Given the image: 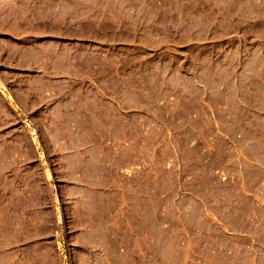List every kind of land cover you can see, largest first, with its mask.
Returning <instances> with one entry per match:
<instances>
[{
	"label": "rangeland",
	"instance_id": "1",
	"mask_svg": "<svg viewBox=\"0 0 264 264\" xmlns=\"http://www.w3.org/2000/svg\"><path fill=\"white\" fill-rule=\"evenodd\" d=\"M98 1L97 13L106 17V24L112 19L114 25L126 6L139 7L144 24L102 29L105 37L112 31L114 39L144 41L107 49L121 54L113 58L114 69L134 72V81L144 88L110 93L125 106L137 99L144 104V115H139L143 123L112 125L118 134L114 163L129 176L118 175L123 184L112 189V203H104L105 197L96 202L91 194L86 202L69 199L61 185L59 159L47 153L57 150L53 137L70 134L66 129L74 125L25 121L1 97L0 264H264V204L252 203L233 182L217 180L215 169L229 166L232 150L210 137L192 142L186 115L197 93H178L173 86L162 91L176 78L171 73L178 67L196 69L204 77L216 67L219 54L228 67L240 62L235 55L253 46L244 41L264 37V0ZM229 34L242 42L217 40ZM263 79L264 73L254 82ZM159 100L167 106L157 115L168 118L171 111L184 123H153ZM229 126L232 133H264L263 124ZM109 147L102 141L103 150ZM202 152L206 162L200 160ZM162 168L171 173L154 179V171ZM107 210L118 217L116 238L112 247H91L100 231L92 214Z\"/></svg>",
	"mask_w": 264,
	"mask_h": 264
},
{
	"label": "crops",
	"instance_id": "2",
	"mask_svg": "<svg viewBox=\"0 0 264 264\" xmlns=\"http://www.w3.org/2000/svg\"><path fill=\"white\" fill-rule=\"evenodd\" d=\"M100 7L98 0H0V98L25 121L74 125L73 130L66 129L70 134L53 137L57 150L47 154L59 159L61 185L66 187L69 199L78 197L86 202L91 194L96 202L105 197L107 204L112 203V189L123 184L118 175L129 176L126 168L114 163L113 145L118 134H113L112 125L118 121L140 124L143 120L139 115H144V104L138 99L126 106L113 101L110 93L140 92L144 88L134 81V72L123 74L114 69L113 58L121 54L107 49L114 44L144 41L114 39L112 31L105 37L102 29L126 25L139 28L144 24L137 6H126L114 25L112 19L106 24V17L97 13ZM228 38L242 42L232 34L217 40ZM244 42L253 46L235 55L240 62L228 67L219 54L216 67L204 77L196 69L178 67L171 73L176 78L162 91L182 93L191 89L197 93L186 115L192 142L210 137L220 141L226 151L232 150V156L226 159L229 166L215 169L217 180L233 182L248 193L252 203L264 204V133H232L229 126L264 125V79L254 82L264 73V37H250ZM126 76L129 81L124 80ZM247 93L253 98H246ZM166 106L161 100L154 105L153 123H184L182 118H173L171 111L168 118L156 114ZM207 126L210 133L204 131ZM123 138H128L126 132ZM102 141L110 147L103 150ZM201 147L205 151L206 147ZM202 154L200 160L206 162L207 154ZM166 172L171 173L167 168L156 170L153 178ZM92 215L93 226L100 231L92 237L91 247H112L118 217L108 210Z\"/></svg>",
	"mask_w": 264,
	"mask_h": 264
}]
</instances>
